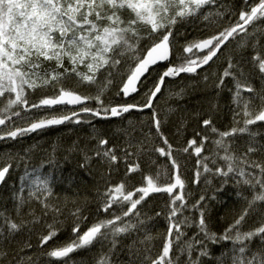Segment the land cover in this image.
Wrapping results in <instances>:
<instances>
[{
    "label": "snow or ice",
    "instance_id": "1",
    "mask_svg": "<svg viewBox=\"0 0 264 264\" xmlns=\"http://www.w3.org/2000/svg\"><path fill=\"white\" fill-rule=\"evenodd\" d=\"M243 3L247 10L242 8L235 22L229 12L227 27L186 42L173 62L176 25L200 18L210 24L219 23L225 12L218 10L223 7L218 6V0H0V142L18 141L66 124H88L94 128L95 119L107 120L134 109H151L165 78L197 74L219 58L218 53L230 41L242 49L251 48L254 53L241 55L235 61L229 59L216 84L219 90L226 78L234 82L233 126L221 131L211 118L202 121V127L216 136L209 154H203L209 136L200 132L196 133L199 141L193 138L181 150L174 149L160 131L162 122L155 111L152 124L163 146L155 145L150 133L142 138L126 133L129 139L118 156L109 140L96 132L91 136L96 141L93 148L89 149L87 144L72 145L71 151H78L83 157L81 168L97 159L111 172L123 160L125 170L120 182L99 193L97 218L93 222L86 224L88 217L80 207L69 211L73 218L72 235L69 242L44 253L49 264H76L72 254L94 246L101 250L95 264H118L121 252H126L127 259L119 264H202L201 258L212 259L210 245L219 246L222 242L230 243L231 248L217 259V264H225V260L229 264H264V207H258L264 205V160L256 158L257 154L264 156V141L260 139L264 133L253 127L264 126V0ZM162 62H167L166 70L146 91L143 105L105 104L104 93L116 77H122L119 94L128 97L139 92L147 76ZM254 80L260 82L259 87ZM80 88L88 90V94ZM38 89L50 94L31 100L30 93ZM89 102L96 107L88 106ZM245 136L243 144H237V138ZM190 150L197 158L194 184L200 183L202 173L212 174L221 178L217 192L223 193L230 182L252 192L251 199L244 197L247 206L222 233L209 229L207 208L202 206L206 205L205 195L189 205L182 165L174 152L188 154ZM153 155L163 157L166 163L157 164ZM139 157L156 165V172L145 173L139 162L128 163L129 158L138 161ZM11 168L10 162L0 166V184ZM34 173L35 170H26L29 177ZM132 180H138L140 186L130 190ZM31 183L29 198L41 204L43 215L37 216L30 210L25 215L32 219L17 222L0 213V244H11L25 230L31 235L35 225L43 224L46 231L38 237V245L43 248L62 231L63 212L48 202L52 196L50 180L35 176ZM158 193L168 197L164 214L167 231L160 252L153 256V237L146 231L139 206ZM26 203L22 195L17 196L18 216ZM250 212L259 215L258 226L243 230ZM100 214H105L104 218H99ZM193 227L196 232L188 237V229ZM124 240L130 242L124 244ZM254 241L260 244L255 250ZM31 248L32 244L25 241L12 257L14 264H39L38 258L25 254ZM8 255L0 250V264Z\"/></svg>",
    "mask_w": 264,
    "mask_h": 264
},
{
    "label": "trees",
    "instance_id": "2",
    "mask_svg": "<svg viewBox=\"0 0 264 264\" xmlns=\"http://www.w3.org/2000/svg\"><path fill=\"white\" fill-rule=\"evenodd\" d=\"M258 0H249V3H255ZM218 10L225 12V15L219 23H208L202 18L191 20L183 24H177L174 30L173 44V62H176V56L182 52V45L188 41L202 39L220 31L223 27L228 26L229 15L232 22L238 19L239 12L242 8L247 10L243 0H218ZM264 27V22H261ZM251 31V28L249 29ZM239 39V38H237ZM264 43V40H262ZM254 54L251 48L242 49L237 43L230 41L219 53L208 67L199 71L197 74L182 75L178 78H167L164 86L155 100L153 107L147 112L131 111L125 115L107 119L93 120L94 128L88 124H66L62 126L52 127L40 133H34L24 137L18 141L0 142V166L5 163H12V168L7 175L5 182L0 188V213L11 217L19 222L20 219H32L25 215L30 210H34L37 216H42V206L34 198H29L30 191L33 190L31 180L35 176L41 179L47 178L52 185V196L49 198L50 204L59 206L63 212L60 217L64 220V226L57 238L50 241L49 245L43 248L38 245V237L43 234L46 229L43 224L35 225L31 235L27 234V230L18 234L11 243L0 244V250L9 253L3 264H9L12 257L19 250L20 246L28 241L32 244L31 249H26L25 254L31 255L39 259V264H49L48 258L44 255L52 247L61 246L69 242L71 237L73 218L68 215L69 211L80 207L83 215L88 217L87 223L93 222L97 218V208L100 203L99 193L105 191L109 185H114L121 181L125 170V162H119L118 169L109 172L106 164L93 159L89 165L84 168L80 167L83 163V157L78 151H71L74 143L81 146L85 144L91 149L95 146L96 141L91 139L94 132L100 133L104 138L109 140V146L117 149V155L121 156V148L126 144L129 137L126 133H131L133 138H142L143 134L150 133L155 145L163 146L159 138L156 136L155 129L152 124V115L155 111L161 119L160 131L167 137L170 144L176 150H181L187 146L190 139L200 137L196 135L209 136V141L205 144V152L209 154V150L213 145L211 141L216 138L215 134L209 129L202 127L204 119L211 118L213 125L221 130H228L233 126L232 121V96L234 92V82L231 78H226L224 86L219 90L216 84L227 67L228 60L233 61L240 58L241 55ZM166 65H160L151 71L147 76L143 86L139 92L132 98L125 100L120 93L122 77H116L105 93L104 102L106 105L116 106L124 104L143 105L146 101V91L151 88L158 80L159 76L166 70ZM207 76V80H205ZM253 83L259 87L260 82L254 80ZM71 86V85H69ZM85 94L88 90L84 88L78 89ZM177 93H181L177 95ZM50 94L46 90L38 89L35 93H30V99L35 100L43 95ZM90 107H96L94 102H89ZM255 129L264 133V126H253ZM247 137H238L237 144H243ZM264 141V136L260 137ZM27 153V155H25ZM174 155L180 160L183 178L186 181L185 192L189 194V205L195 203L203 194L206 199V221L209 229L216 233H222L224 229L240 215L241 211L247 206L246 200L252 198V192L246 187H241L233 183L224 186L223 193L217 192L221 186V178L212 174L202 173L200 183L194 184V171L196 168V157L180 151L174 152ZM258 159L264 160V156ZM153 159L157 160V164H164L166 160L163 157L157 158L153 155ZM139 162L145 173L154 174L157 170L156 165H151L146 157L129 158L128 163ZM211 167V165H210ZM27 173H35L32 177ZM138 175V174H136ZM207 181V182H206ZM140 186L138 180H132L129 189ZM22 195L27 201L26 205L20 210L21 215H17V196ZM138 195V194H137ZM215 196V199L211 197ZM168 197L166 194L158 193L150 195L141 206V217L145 219L146 231L153 237L152 254L157 255L163 245L164 236L167 231V220L165 213ZM264 207V205H258ZM114 210L119 214V209ZM161 215L157 216L156 213ZM105 214H100L99 218H104ZM195 216V213H192ZM51 219V216L48 218ZM260 217L257 213L250 212L243 225V230H249L257 227ZM85 230L82 225L81 231ZM196 232V228L188 229V237H192ZM129 240H124V244H128ZM253 250L260 247L258 241L253 242ZM231 248L230 243L222 242L219 246L210 245L212 259L201 258L202 264H217V259L222 254L227 253ZM99 246H94L90 250H80L73 253L72 256L76 264H95V260L100 254ZM196 253L193 252V259ZM114 259H116L114 257ZM126 252H121L118 258L119 262L126 261ZM185 259V257H181ZM51 264H60L58 261H52ZM225 264H229L225 260Z\"/></svg>",
    "mask_w": 264,
    "mask_h": 264
},
{
    "label": "water",
    "instance_id": "3",
    "mask_svg": "<svg viewBox=\"0 0 264 264\" xmlns=\"http://www.w3.org/2000/svg\"><path fill=\"white\" fill-rule=\"evenodd\" d=\"M223 48H224V47H223ZM223 48H222V49H223ZM222 49H221V51H222ZM221 51H220V52H221ZM218 55H219V53H218ZM214 60H215V58H214ZM211 63H212V62H211ZM211 63H210V64H211ZM166 64H167V62L159 63V64H157V65L155 66V68L158 67V66H160V65H166ZM208 66H209V65H208ZM208 66H205V67L199 69L198 72L201 71V70H203V69H205V68L208 67ZM182 75H187V74H182ZM182 75H181V76H182ZM181 76H180V77H181ZM176 78H178V77H176ZM166 79H167V78H165V80H166ZM164 83H165V82H164ZM163 86H164V85H163ZM163 86H162V88H163ZM162 88H161V90H162ZM136 94H137V93H134V94H132V95H130V96H128V97H124V96H123V98H124L125 100H128V99L132 98L133 96H135ZM159 94H160V93H159ZM159 94H158V95H159ZM122 95H123V94H122ZM158 95H157V97H158ZM157 97H156V99H157ZM156 99H155V100H156ZM155 100L153 101V104H154ZM69 107H72V106H69ZM149 110H150V109H144L143 111H139V110H135V109H134V110H132V111H136V112H147V111H149ZM130 112H131V111H130ZM125 114H126V113H125ZM125 114H123V115H125ZM123 115H122V116H123ZM120 117H121V116H120ZM115 118H118V117H115ZM110 119H113V118H110ZM61 126H62V125H61ZM56 127H57V126H56ZM33 134H34V133H33ZM6 178H7V176H6ZM6 178H5V180H6ZM2 185H3V184H0V188L2 187Z\"/></svg>",
    "mask_w": 264,
    "mask_h": 264
}]
</instances>
